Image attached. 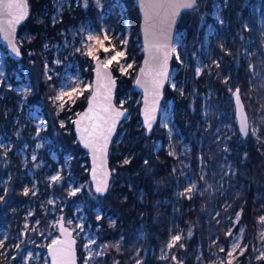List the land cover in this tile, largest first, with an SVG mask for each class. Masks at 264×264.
I'll return each mask as SVG.
<instances>
[{
	"label": "trees",
	"instance_id": "16d2710c",
	"mask_svg": "<svg viewBox=\"0 0 264 264\" xmlns=\"http://www.w3.org/2000/svg\"><path fill=\"white\" fill-rule=\"evenodd\" d=\"M122 1L127 5L131 29L129 51L137 53L142 64L139 8L136 0ZM215 1L217 0H198L194 9L185 10L182 14L179 28L187 32L186 41L192 56L204 41L205 27L208 24L219 27L211 17ZM28 2L29 15L17 33L21 58L17 60L8 54L5 62L9 72L18 70L24 73L25 70L28 73L32 90L27 103L42 107L48 122V128L44 132L45 139L49 140L46 146L59 150L62 156L65 153L73 156L71 173L85 187L81 194L72 199H81L90 220L100 227L98 242L104 245L105 257H100L98 262L137 264V261H142L143 264H161L157 259L159 250L168 243L178 226L187 233V237L179 242L184 247H180L179 243L176 245L178 255L185 264H193L198 250L205 248L214 236L226 247L229 244L226 233L232 229L244 230L243 241L247 250L240 256L238 264H260L256 257L262 226L259 217L264 215V144L258 142L252 133L245 139L239 138L238 134L224 146L228 151L220 152L210 143L213 131H208L207 134L210 135L205 136L204 128L197 126L200 118L198 112L202 105L201 95L208 92V86L217 87L218 82L206 79L205 76L196 78L194 72L189 75L191 90L197 88V113L192 114L189 120L182 118L179 112L176 113L181 131L173 138L177 140L184 137L185 141L191 142L192 150L188 157L191 170L194 173L200 171L198 177L203 175L212 179L215 175L222 176L225 189L216 194L208 189L191 199L176 200L178 181L182 186L185 184V179L177 177L174 172V167L181 158L168 153L166 145L169 133L160 122L151 134L144 126L140 114L142 95L135 88L137 73H134L131 77L118 80L120 85L126 82L125 89L133 90V98L127 104L130 118L122 122L111 146L110 166L114 173L110 190L107 195L98 196L92 191L87 152L77 142L73 124L61 127L64 113L57 110L51 99L56 92L57 79H48L43 48L49 38H60L62 28L75 26L83 19L96 20L99 14L94 11L91 2L86 10L78 8L72 13H64L62 21L52 26L50 13L53 0ZM224 3L223 30L230 54L223 51L222 60L230 62L227 64L230 82L240 89L253 127L260 128L257 135L264 134V120L261 119L264 117V110L261 108L264 105V0H225ZM113 19L114 16L111 20ZM121 27L124 25L121 24ZM137 43L141 45L137 46ZM176 64L173 60V65ZM112 68L115 75L119 76L118 67ZM90 73L93 76V71ZM218 91L221 93L222 88L218 87ZM5 92L6 96L0 99V126L9 128L10 120L18 112L20 98L12 89H6ZM119 93L118 90L116 97ZM138 97L140 101L136 104ZM170 98L177 101V109L184 108L190 112V100L180 99L179 93L167 86L163 101ZM218 98L219 96L212 99L217 101ZM87 99V95L81 98L75 108L83 110ZM122 132H125V136L120 139ZM4 152L0 148V196H3V200H0V227L20 216L22 207L30 200V194L25 195L24 190L31 184L27 167L16 153V148L7 151L6 155H3ZM125 160L129 163L125 164ZM227 165L231 170H227ZM65 184L64 181L62 187L56 184L52 192L62 196L64 201H71L72 199L67 198L68 190L62 191ZM205 184L206 182L203 186ZM165 200L169 202L165 203ZM100 206L106 213L97 221L94 209ZM109 213L116 217L115 221L110 220ZM237 214L240 218L235 225ZM140 232H144L143 238L139 237ZM189 232L191 236L188 235ZM138 253L144 255V259H139L136 255Z\"/></svg>",
	"mask_w": 264,
	"mask_h": 264
},
{
	"label": "rangeland",
	"instance_id": "374dc122",
	"mask_svg": "<svg viewBox=\"0 0 264 264\" xmlns=\"http://www.w3.org/2000/svg\"><path fill=\"white\" fill-rule=\"evenodd\" d=\"M91 2H93L94 11L99 14V18L96 20L93 18L83 19L75 26L70 25L69 27L62 28L60 30V38H49L43 48L47 76L57 79L55 95L58 94L62 87L65 91H68L70 82L77 86L78 92L79 90H83L82 94H73L74 102L65 96L64 100L67 103L64 104L63 110L59 107L62 101H53L57 110L60 113H64V118L61 120L63 125L73 124L80 112L75 108L76 103L81 98H84V96H90L93 84V76H91L90 72L94 70L95 61L98 58L105 60L114 54L113 50L124 53L122 57H117L116 60L108 64L111 67H118V80L119 78L131 77L134 73L138 74L142 65L137 57V53L132 54L129 51L131 29L127 18V5L122 0H101L103 7H98L95 0H87L86 7L85 0H53L50 13L52 26L62 21L64 13H72L78 8L86 10ZM224 2L225 0H217L214 2L211 17L216 20L219 27L213 24H208L205 27L204 41L197 48L193 56L189 54V47L186 41L187 32L185 29L179 28L174 46V60L177 64L173 65L174 71L168 86L171 90L179 93L180 99L190 100L191 110L187 112L184 108L177 109L178 106L175 99H166L165 102L163 101L159 122L169 133V142L166 145L168 153L175 156V158H181L175 165L174 172L177 177L182 176L185 179V184L182 186L180 181H178L175 190V198L177 201L183 198L188 200L187 196H181L180 193L184 192L191 183L196 184V189L187 194L191 197L201 194V192L208 189L216 194L226 188L222 176L215 175L212 179L205 177L201 179L200 176L198 177L197 174L200 171L198 170V173H194L191 170V162L188 157L189 152L192 150L191 142L185 141L184 137L177 140L173 138L176 133H180L181 131L177 124L176 113L179 112L181 117L186 120H189L192 114L197 113V88H193L192 91L189 86V75L191 73L194 72L196 78L205 76L206 79L218 82L217 87L208 86V92L201 95L202 105L198 112L200 118L197 126L201 125L204 128V135L209 136L210 134H207L208 131H213L210 138L212 141L210 143L215 145L217 151L222 152L225 148L224 146L228 145L229 140L239 135V138H242L237 126L232 96L237 86H233L229 79L230 74L227 69V64L230 62L227 60L224 62L222 60L223 51L226 54H230L227 46L226 33L223 30L224 17L222 10L225 7ZM113 16L114 19L111 20ZM221 20L223 23H220ZM121 24L124 27H121ZM90 31L92 34L100 36V39L103 41L102 47L96 41H88L86 39ZM104 32L108 35L107 40L103 38L102 33ZM122 40H126L127 43L122 44ZM18 41L19 36L17 34V43ZM86 44L92 45L94 55L97 59H93L92 56L84 54L87 51L84 47ZM141 44L137 43V46ZM105 48L108 49L107 52L104 50ZM6 50L7 47L0 43V99L6 96V89H12L14 94L20 99L18 102V112L10 120L11 124L9 128L3 127V125L0 126L2 128L0 132V143L6 146L3 148L5 151L6 149L9 151L16 148V153L21 156L24 166L27 167V174L31 179V184L27 186L30 200L22 207L20 216L14 217L13 220H10L7 224L0 227V244H2L0 246V264H50L48 247L53 241L59 238L57 227L62 214L65 216L67 224L73 229L78 239L81 264H85L86 261L87 264H100L98 262L99 258L105 257L104 245L98 242L100 227L95 226L90 220V215L85 210L84 202L81 199H72L75 195L70 194L77 187L80 188V191L76 192V195L81 194L85 187V184L71 173L70 168L73 156L69 153H65L62 156L59 150L46 146L49 140L45 139L44 132L48 128V122L42 111V107L27 103V97L32 90L28 73L25 70L24 73L18 70L9 72L5 62L9 54L7 53L8 50ZM129 64L131 67H128ZM121 65L126 69L123 73L120 72ZM197 68L201 69L199 74L196 72ZM173 84H175V88L172 87ZM125 85L126 82L122 85L119 84L118 90L120 93L117 97V103L119 106L122 104L123 107L127 108L128 102L133 98V90L125 89ZM218 87L222 88L221 93H219ZM24 88L30 90L25 93L22 91ZM218 96L219 100L214 101L212 99ZM140 99L142 100V98ZM140 99L139 97L137 98L136 104ZM41 120L44 122L43 125L40 123ZM250 122L252 128L253 124L251 119ZM124 136L125 132H122L120 139H123ZM16 145L18 146L16 147ZM37 145H40V147H37ZM33 155L36 156L35 160L32 159ZM228 168L227 165V170ZM58 172L62 179L57 182H52L50 177L56 175ZM63 181L66 183L64 188L67 189L63 188L62 191L68 190L67 198L72 199L71 201H64L62 196L52 192L56 184L62 187ZM204 182L206 184L203 186ZM208 185L212 187L209 188ZM33 192H35V195H33ZM164 202L168 203L169 200H165ZM105 213L101 206L94 209L97 221ZM174 215L176 216V214ZM98 216L100 217L99 219L97 218ZM108 217L112 222L116 220L113 214L109 213ZM68 221H71V223H68ZM236 224H238L237 217L235 218ZM261 225L260 233L264 232V224ZM230 231L232 233L231 236L226 234L229 239V244L226 247L217 236H214L205 248L198 250L193 264H221L222 261L227 260L226 253L231 249L232 244L237 241L240 243L241 248H245L246 245L243 241L244 230L234 231L232 229ZM177 234L182 236L181 242L187 237L186 231L176 226V230L171 234L170 239L173 235ZM139 237L143 238L144 232H140ZM86 245H90V249L86 248ZM166 245L158 253L157 259L161 261V264H176V261L171 259L173 255L184 263L178 255L177 246L166 252H162L166 248ZM221 248H224L225 251H220ZM89 251L92 253L90 260L88 259ZM260 251H264V240H262L261 235L257 256ZM97 252H102L103 254L96 255ZM29 254H31L32 259H27ZM136 255L139 259H144L145 257L139 253ZM162 255H167L169 259H161ZM240 256L242 255H240V250L238 249L234 254L233 264L239 263ZM258 263L264 264V260H258Z\"/></svg>",
	"mask_w": 264,
	"mask_h": 264
},
{
	"label": "snow or ice",
	"instance_id": "6c2138e0",
	"mask_svg": "<svg viewBox=\"0 0 264 264\" xmlns=\"http://www.w3.org/2000/svg\"><path fill=\"white\" fill-rule=\"evenodd\" d=\"M95 3L98 7H103L101 0H95ZM198 0H143V7L145 8V22L148 25L145 28V34L146 37L151 35L152 37H155V33L152 31L153 28H155V24H149V21H153L158 19L159 23L162 27L161 31V37L162 42H155L154 40L149 41L150 47H155L158 51L160 49H168L171 45V39L168 33L171 30L172 24L175 22L176 16L179 14V12L182 9H194L197 6ZM87 6V0H85V7ZM0 14L6 15L7 18L5 20H0V31H4L6 35H10L11 33L15 32V27L17 24L23 20L27 15V3L26 0H4V2L0 3ZM220 23H223L221 20ZM6 25V27H4ZM83 31V29H81ZM104 40L108 39V35L106 32L102 33ZM86 39L88 41H96L97 44H99L101 47L103 46V41L100 39V36L92 34L90 31L87 35ZM122 44H126V40L121 41ZM84 47L87 49V51L84 53L85 55L92 56L93 59H97V57L94 55L92 45H84ZM12 50L17 55H19V49L15 46V44L12 45ZM106 52L108 51L107 48L104 49ZM79 51V49H77ZM172 52H175V48H171ZM113 55L110 57H107L104 61H101L97 65V77L99 80L100 77V69L101 67H106L108 64H110L113 60H116L117 57H122L124 53L116 52L113 50ZM167 56L168 53H164V64L161 66V69L156 72L155 76L151 79V87H152V94L153 96L158 97L159 95V89L163 86L164 81L167 79ZM179 59V57H177ZM147 64V61L145 62ZM219 66V65H217ZM128 67H131L129 64ZM251 67V66H250ZM126 69L123 65L120 66V72H125ZM201 71L200 68L196 69L197 74H199ZM142 74H144V70H141ZM253 74L256 75L257 73L253 70ZM105 77L110 82V85H114V81L111 80V74L105 73ZM48 79H51V76L48 77ZM70 79V78H69ZM136 83L140 85L141 87H145V84L142 83L141 80H137ZM10 87V86H9ZM99 84L97 85V90L92 94L91 100L89 101V109L88 112L84 113L81 118L74 123L77 125V130L81 133V140L84 142L85 147H89L92 149L93 152V165L92 168V178L96 181L95 185V192L97 193H104L108 189V177L110 173L107 171L106 168L103 169L102 172H100L98 177V168H103L105 164V157L107 155V146H108V140L111 136L112 131L115 129L116 123L118 119L124 115V112L120 111L117 108H114L111 103V86H106L107 91L104 96V100L106 101L104 105V112L108 113V117L106 120H104L105 127L100 128L99 125H84L81 127L83 122L85 120H91L92 117L90 116L91 113L94 111V105L93 101H96L97 96L99 95ZM173 88H175V84L172 85ZM30 89L24 88L22 91L27 93ZM145 91L147 92L148 89L145 87ZM182 91V89H181ZM230 91H232L230 89ZM83 90L77 89V86L75 84L69 83V90L65 91V89L62 87L57 95L52 97L53 101H62L59 104V107L61 110L64 108V104L67 103V101L64 100V97L67 96L69 100H73V94H82ZM233 95L235 96L237 106L240 110V126H241V132L243 135L248 136L249 135V122L248 117L246 113L244 112V107L240 103V90L237 88ZM121 107L123 105L121 104ZM262 110H264V105L261 106ZM151 112H155V106L152 107ZM151 119L152 116L150 115V111L148 107L145 108V123L147 124L148 129H151ZM264 120V117L261 118ZM40 123L43 125V120L40 121ZM61 127H63V122H61ZM91 127V131L89 128ZM251 133L256 136V139L258 142L264 144V139H262V136L264 134L257 135V133H260L259 127H252ZM39 134V133H37ZM87 134V135H86ZM6 146L2 143H0V148H5ZM10 148V146H8ZM37 147H40V145H37ZM224 151H228L227 148H224ZM6 151L3 153V155H6ZM97 153L100 155L98 156ZM247 154H245L246 156ZM32 159L35 160L36 156L33 155ZM100 160V164H97V160ZM125 164L129 163L128 160L124 161ZM147 163V161H145ZM39 167V165H37ZM229 170H231L230 166ZM203 179V175L200 177ZM62 179L60 173L58 172L56 175L50 177V180L52 182H57ZM209 188H211V185H208ZM196 189V184L191 183L189 187L185 189L184 192L180 193L181 196H187L188 199H191L190 195H187L188 193L193 192V190ZM80 191V188L77 187L76 189H73L70 194L76 195V192ZM29 192L28 188H25L24 194L27 195ZM33 195H35V192H33ZM0 200H3V196H0ZM51 203V201H49ZM219 215V213H217ZM100 218L99 216L97 217ZM237 222H239V214H237ZM259 222L261 224H264V216L259 217ZM68 223H71V221H68ZM59 227L63 233L67 234V239L65 240L64 244L65 247L62 248H56L53 246H49L50 252L52 254V264H76L75 262V254L73 250V245L75 244V240L71 239V233L64 227L63 224V218L61 217V222L59 224ZM228 236H231V231L226 233ZM189 236H191V232L188 233ZM262 240H264V232L260 233ZM182 239V236L180 234L173 235L170 239V241L167 243L166 248L162 250V252H166L167 250L172 249L175 247ZM60 243L59 241H53V245ZM94 243V241H92ZM2 246V244H0ZM180 247H184L182 243H179ZM86 248L90 249V245H86ZM118 248L119 245H116ZM240 250V255L244 254V251H246L245 248H241L240 243L234 242L231 246V249L226 253L227 260L222 261L221 264H233L234 254L237 252V250ZM220 251H225L224 248H221ZM102 252H97L96 255H102ZM92 258V253L89 251L88 259L90 260ZM27 259H32L31 254L28 255ZM161 259H169L167 255H162ZM172 260L176 261V264H182L181 261H179L175 255L171 257ZM257 260H264V251H260L259 255L256 257ZM87 264V261L85 262ZM137 264H143L142 261H137Z\"/></svg>",
	"mask_w": 264,
	"mask_h": 264
},
{
	"label": "water",
	"instance_id": "95a60500",
	"mask_svg": "<svg viewBox=\"0 0 264 264\" xmlns=\"http://www.w3.org/2000/svg\"><path fill=\"white\" fill-rule=\"evenodd\" d=\"M2 2H4V0H0V3H2ZM136 2L138 5V8H139L140 18H141L140 34H141L142 46H143V52H142L143 53V60H142V65L138 71L136 78H135L134 85H135V88L142 94V105L140 108V114L142 116L144 126L146 127L148 133L151 134L153 132L155 126L157 125V123L160 120L161 112H162V108H163V100H164V96H165V89L168 86V83H169L170 78L172 76V73L174 71L173 60L175 57V52H172L171 48H173L175 46V43L177 40V35H178V31H179V23H180L182 14L185 10H188V9H182L179 12V14L176 16L175 22L171 26V30L168 33V35L170 36V39H171L170 47L168 49H160L158 51L155 47L149 46V41L154 40L155 42H162V37H161L162 27L159 23V20L156 19V20L148 22L149 24H155L156 25L155 28L152 29V31L155 33V37H152L151 35L146 37L145 28L148 25L145 22V8L143 7V0H136ZM26 3H27V15L23 20H21V22L19 24L16 25L15 32L11 33L10 35H6L4 31H0V43L7 47L9 55L14 59H20L21 58V49L17 43V32H18L19 27L24 23V21L27 19L28 15H29V2H28V0H26ZM7 18H10V17H7L6 15L0 14V20H5ZM4 27H6V25H4ZM13 44H15V46L19 49V55H17L15 52H13V50H12ZM165 52L168 53V56H167V79L164 81L163 86L159 89L158 97H156V96H153V94H152V87H151L150 81L155 76L156 72H158L161 69V66L164 64V53ZM101 61H104V59L98 58L95 61L94 70H93L92 92H91L90 96L88 97V101H87L85 108L79 112V114L77 115L74 122L79 120L84 113L88 112L89 101L91 100L92 94L94 92H96L97 85L99 84V86H100L99 87V95L97 96L96 101L92 102L94 105V111H93V113L90 114L92 119L91 120H85L83 122V124L81 125V127H83L84 125H89V126L99 125L100 128L105 127L104 120L107 119L108 113H105L103 110L104 105L106 103V101L104 100V96H105L106 91H107L106 86H111V88H112L111 103H112L114 108H117L120 111L124 112V115L118 119L116 126H115V129L112 131L111 136L108 140L107 155L105 157L106 162H105L103 168H98V170H97L98 171V177H99L100 172H102L104 168H106L107 171L110 173V175L108 177V189L104 193L95 192L96 181L93 180L92 171H91L92 168L94 167V165H93V152H92L91 148L85 147L84 142L80 138L81 133L77 130V125L74 122H73V126H74V133L76 136V140L81 145V147L87 152V155H88V158L90 161L89 177H90L92 190L98 196H105L108 194V192L110 190L111 182H112V178H113V173H114L113 169L110 166L111 146H112L114 138L116 137V135L118 133V130H119L122 122L130 116V111L128 108L121 107L117 103L116 95H117L118 88H119V81H118L117 76L115 75L113 68L110 65H107L106 67H101L100 77L98 80L97 65ZM146 61H147V64L145 63ZM142 69L144 70V74H142V72H141ZM105 73L111 74V80H113L115 82L114 85H110L109 80L104 75ZM138 79L141 80L142 83L145 84V87H147V89H148L147 92L145 91V87H141L140 85H138L136 83V81ZM232 96H233V102H234V106H235V115H236V119H237V126H238L239 133L241 134V136L244 139L248 138V136L251 133V122H250V116H249L245 101H244L242 94H241V91H240V103L244 107V112L246 113V115L248 117V122H249V135L248 136L243 135V133L241 132L240 110L237 106L235 96L233 94H232ZM146 106L148 107V109L150 111V115L152 116L151 129L150 130L148 129L147 124L145 123V108H146ZM153 106H155V112H151V109ZM89 130L91 131V127L89 128ZM97 155L99 156L100 154L97 153ZM97 164H100L99 159L97 160ZM61 217L63 218L64 227L66 229H68V231L71 233V239L75 240V244L72 246L73 250H74V254H75V262H76V264H81L78 239L76 238L73 229L67 224L65 216L62 214ZM61 217L59 219L58 227H57L59 238L56 240V241H59L60 243L53 245V242H52L50 244V246H53L56 248H62V247L66 246L64 244V242L67 239V234L63 233L59 227V224L61 222ZM48 256H49L50 264H52V254L50 252L49 247H48ZM182 264H184V263L182 262Z\"/></svg>",
	"mask_w": 264,
	"mask_h": 264
}]
</instances>
